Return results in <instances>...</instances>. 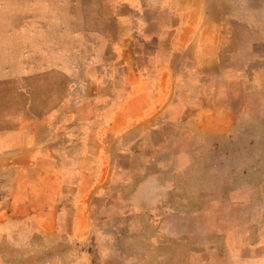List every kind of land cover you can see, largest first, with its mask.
Masks as SVG:
<instances>
[{
	"label": "rangeland",
	"instance_id": "obj_1",
	"mask_svg": "<svg viewBox=\"0 0 264 264\" xmlns=\"http://www.w3.org/2000/svg\"><path fill=\"white\" fill-rule=\"evenodd\" d=\"M250 1L0 0V264H264Z\"/></svg>",
	"mask_w": 264,
	"mask_h": 264
},
{
	"label": "crops",
	"instance_id": "obj_2",
	"mask_svg": "<svg viewBox=\"0 0 264 264\" xmlns=\"http://www.w3.org/2000/svg\"><path fill=\"white\" fill-rule=\"evenodd\" d=\"M260 0H252V4H247V15H242L241 22L246 24L247 26L251 27L253 29L254 35H259L261 37H264V33L254 22H251L250 18L255 19L257 16V13L260 12V5L258 4ZM244 0V7H245ZM251 2L250 0H247V3ZM264 7V6H263ZM245 13V12H244ZM249 13V14H248ZM260 42V40H259ZM258 42V43H259ZM256 43V42H253ZM27 135L24 134V132L21 133V131L18 134H13L12 138L2 137L1 143H0V156L9 155L11 153H15L18 151H21L24 148L25 142L27 141ZM38 139V138H36ZM40 140V139H38Z\"/></svg>",
	"mask_w": 264,
	"mask_h": 264
}]
</instances>
